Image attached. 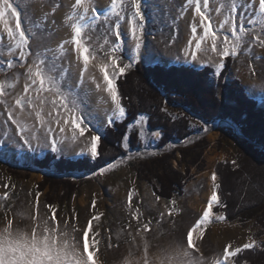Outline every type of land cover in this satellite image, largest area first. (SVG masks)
<instances>
[{
    "label": "rangeland",
    "instance_id": "1",
    "mask_svg": "<svg viewBox=\"0 0 264 264\" xmlns=\"http://www.w3.org/2000/svg\"><path fill=\"white\" fill-rule=\"evenodd\" d=\"M110 2L111 0H93V3L101 6L110 5ZM222 2L224 0H209V6L210 8L213 4L218 6ZM16 3L18 10L22 13V27H25L26 34L29 35L30 47L33 52H47L52 49L57 58L63 55V49L60 47L63 42L58 41L59 34L53 26L38 16L36 7L44 5L51 9L55 8L57 12L68 8L69 13L66 15L64 25L71 28L75 17L68 2L66 0H30L28 4H25V0H16ZM182 3L183 0H149L145 5L147 8L145 44L142 47V58L138 61L142 65L153 66L156 63L165 67L176 64L177 66L185 65L182 57L184 55L183 48L187 46V41L190 38L189 13L191 10L185 14L184 18L174 19L178 16V10ZM236 3L238 6L239 3L240 5L244 4L243 18L245 20L248 18L258 19L259 10L256 0H253L255 16L252 11L247 10L248 5L245 0H236ZM210 16L213 20V27L216 28L217 15L213 12L210 13ZM86 33L85 41L89 36L92 37L90 51L94 56V59L90 58L89 63L96 65V68L85 77L87 85L97 83L98 79L102 78L99 67L102 63L110 62L111 42L114 38L105 33L103 29H95L90 33L86 31ZM217 34L221 38L224 35L220 31ZM255 34L254 32L253 35ZM247 39H251V37ZM128 43H126L124 52L120 54L119 63L121 66L129 63L132 55ZM7 44V41H0V56L10 58L11 54ZM218 46L222 47V44L218 43ZM64 48H68V46L65 45ZM209 57L213 61L219 59L216 54L209 52L201 58L204 61L203 67L196 62L186 63V66L193 65L191 67L202 69L209 66L207 64ZM258 57H264V48L259 45H253L250 49L245 48L238 56L233 57L231 67L223 78V89L228 88L227 85L237 79L238 86L243 87L249 97L258 100L259 107H263L264 91L257 89L258 93L256 92V94L249 91L250 83L256 82V80L257 83L260 82L264 85V59ZM34 58L30 57L29 62ZM0 62L3 60L0 59ZM136 63L132 62L131 66ZM13 75L16 76V80L12 79ZM211 79L217 83L218 79L213 78L212 73ZM0 80L5 81L6 86L13 84V95H19L26 82L25 69L19 64L13 69H0ZM71 83L79 84L75 78ZM79 99L83 102L82 107L86 105L84 115H88L89 112L93 113L90 98L86 92H83L81 86ZM220 101L225 102L222 95ZM165 108L174 117L189 115L188 111L182 107L165 105ZM0 113H2L0 121H3L6 119V110L0 108ZM97 113L101 120L94 119V124H99L103 119H106L98 111L93 115L95 116ZM18 115L21 122L31 126L33 123L31 117ZM188 118L192 131L185 139L170 141L160 147L158 146L160 137L155 138V131H146L143 137L144 146L110 161L115 162L116 166L104 173L99 171L100 168L83 172H60L55 163L61 157L72 160L87 157L75 154L80 151L78 147H70L62 154L56 153L57 157L53 158L47 168H41L36 163L34 165V160L42 159L52 151L47 147H37L36 141H32L34 150L22 146V140L15 126L10 122L3 124L0 126V194L6 190L4 185L7 183L10 186V198L5 202L0 199V226H3L8 219H12L14 224L20 228L28 225L30 215H34L36 212V193L39 192L41 194L39 215L47 218L50 211L46 205L56 206L57 219L68 221L69 227L66 231H69L77 240H81L82 232L72 233V227L82 230L92 216L103 214L98 220L92 221V230L89 233V242L92 245L89 250L94 252V259L98 264H115L120 258L131 257V253L127 250L135 239L142 240L144 245L145 241L147 242L151 252H154L152 261H155V258L160 256L158 254H160L161 248L164 250L173 242L184 240L187 231L202 217V212L207 206L214 188L211 180L213 172L217 174V183H220L219 167L226 175L232 173L234 178H250L251 175V179H260L253 174L247 175V166L254 161L252 150L247 145L246 148L242 145L243 137L232 123L223 120L208 122L195 116ZM89 128L101 136L105 129V127H100L97 131L91 125ZM68 134L70 135V130ZM85 135L88 133L86 132ZM80 147H84V145L81 144ZM165 155H169L171 158L166 162L155 161ZM90 160L93 161V159ZM233 160L237 162L238 167L232 164ZM145 164L148 165L146 168H144ZM227 166L229 167L227 168ZM141 167L144 170L139 173L138 169ZM149 167H156L157 172L166 173L173 181H180L182 193L180 195L173 194L170 199L158 196L153 189V184H158L154 177L155 171L153 169L148 171ZM173 171L177 174H174ZM13 185L14 188L11 187ZM130 191H134L131 202L132 211L138 209L141 214L139 224L129 211L128 195ZM262 194L264 195V191L259 196ZM173 200L176 202L175 205L172 204ZM93 201H95V207H93ZM248 201L250 206L254 199L251 198ZM218 206L220 205L214 206L213 218L204 226L203 237L200 238L199 232L193 233L194 243L199 248V253H195L194 249L193 252L198 257L202 255V264H213L214 260L222 258L223 249L228 244L232 245L231 251L254 240L256 243L253 248L263 250L264 202L257 205L258 207L254 208L255 211H252L251 208L248 210L247 207L244 211L238 212L236 218L230 221L226 218L223 221L215 219L219 215L225 216L223 211L216 209ZM169 209L172 210L171 215L168 214ZM162 213L163 218H161ZM73 216H75V220L70 219ZM143 223H149L150 231H142ZM138 227L141 228L140 232L137 231ZM219 229L226 230V233H222ZM233 230L235 234L228 236ZM97 233L98 235H96ZM135 259L141 260L139 263L143 264L142 259L137 256ZM230 259L233 264H237L234 257ZM254 260L257 264H264V259L261 256ZM256 263L246 259L239 262V264Z\"/></svg>",
    "mask_w": 264,
    "mask_h": 264
},
{
    "label": "snow or ice",
    "instance_id": "2",
    "mask_svg": "<svg viewBox=\"0 0 264 264\" xmlns=\"http://www.w3.org/2000/svg\"><path fill=\"white\" fill-rule=\"evenodd\" d=\"M30 0H25L28 4ZM149 0H111L110 5H97L93 0H69V7L74 14L75 22L71 24V39L64 40L60 47L63 55L57 58L54 50L34 53L30 47V38L26 34L25 27H22V13L18 10L16 0H0V25L3 32L0 34V41H7L10 58L0 56V69H13L19 64L25 69L26 82L23 91L19 95H13V84L6 86L5 81L0 80V108L6 110V119L0 121V126L11 123L15 126L22 140V146L33 149L32 141L37 142V147H47L52 152L62 154L70 147H78L80 151L76 155L87 156L89 159L100 160L103 152L98 151L101 135L92 132L89 125L99 131L100 127H111L123 122L127 118V109L123 103L117 80L131 67L132 62H138L142 58V47L145 44L146 12ZM249 11L255 13L253 0H245ZM258 3V19L243 18L245 6H238L236 0H224L217 6L213 4L210 8L209 0H183L178 16L174 19L184 18L189 13L190 38L187 46L183 48L185 63L196 62L202 67V57L209 52L216 54L219 59L213 61L210 57L207 64L212 70L213 78L222 75L226 66L225 58L236 57L245 48L250 49L253 45L264 48V0H256ZM217 15V27H213V20L210 13ZM47 14H45L46 16ZM55 15V8L52 9ZM102 18V19H101ZM222 18V19H220ZM99 21V23H97ZM47 22V21H45ZM89 24H95L97 30L103 29L105 33L114 39L111 42L110 62L102 63L99 71L102 73V82L95 83L94 90L97 93H106V100L110 102L109 114L101 123L94 124L93 120H101L97 113L92 112L84 115V108L80 97V86L85 81V73L96 68L95 64L90 66V58L94 59L90 51L92 37L87 42L85 29ZM218 31L223 32L222 38ZM256 33L253 35V33ZM126 37L128 40L126 41ZM251 37V39H247ZM130 41V43H128ZM126 43L132 53L129 63L121 66L119 63L121 53L124 52ZM222 44V47L218 46ZM68 45V48H64ZM50 53V54H49ZM198 53L200 54L198 56ZM30 57H35L29 62ZM43 57V58H41ZM264 59V57H258ZM82 61V63H81ZM78 80L79 84L71 83L72 79ZM13 80L16 76L13 75ZM257 89L264 91V85H250L249 91ZM167 112V108L163 109ZM2 114V113H0ZM31 117L33 123L29 127L21 122L19 115ZM146 114H139L134 118L127 129L134 125L140 126L139 137L145 135L143 126L148 122ZM84 125L83 127L81 125ZM70 130V135L68 134ZM88 135H85V133ZM159 130L155 131V138L161 137ZM130 136L122 137V147L130 150ZM81 144L84 147H80ZM34 150V149H33ZM232 164L237 166L235 160ZM115 162H104L99 171L104 173L115 167ZM214 188L207 202V208L202 217L187 231L184 240L173 242L158 257V264H202L203 257L196 256L199 248L196 247L193 233L199 232L200 238L204 234V226L213 218L214 206L222 203L217 183L218 177L215 172L211 175ZM14 188V185L11 186ZM6 189L0 194V199L7 201L10 198V186L5 184ZM36 193V212L30 215V223L24 228L16 226L12 219L6 220L0 226V264H98L94 259V252L89 250L92 245L89 242V233L92 230V221L98 220L103 214L92 216L82 230L72 227V233L81 231L82 238L77 240L66 229L69 227L67 220H58L56 206L46 205L50 211L47 218L39 215V197ZM134 191L128 195V206L131 216L140 221L139 210L132 211V199ZM159 199V197H157ZM175 200L172 204L175 205ZM95 207V201H93ZM171 209L168 214L171 215ZM163 218V213L161 214ZM226 217L216 216L215 219L223 221ZM70 219L75 220V216ZM138 232L141 228L138 227ZM142 231H150L149 223L142 224ZM98 235V233L96 234ZM94 239V238H93ZM98 243V241H96ZM255 241L247 242L242 247L234 250L231 244L223 249L222 258L213 261V264H233L230 259L236 257L244 249H251ZM195 250V253L193 252ZM143 264H157L148 258V245L145 241Z\"/></svg>",
    "mask_w": 264,
    "mask_h": 264
},
{
    "label": "trees",
    "instance_id": "3",
    "mask_svg": "<svg viewBox=\"0 0 264 264\" xmlns=\"http://www.w3.org/2000/svg\"><path fill=\"white\" fill-rule=\"evenodd\" d=\"M95 29V24H91L85 29V32L90 33ZM232 60L233 57L225 58L226 66L222 75L217 78V83L211 79L212 70L209 66L196 69L186 65L177 66V64L165 67L160 63L144 66L141 62H137L117 80L123 103L127 109V118L115 126L105 127L98 145V151L103 152V157L93 161L87 157L76 160L61 157L55 163L56 167L60 172H83L99 169L104 166L105 161L110 162L125 154L122 137L126 134L130 136V150H127V154L141 149L145 142L143 138L139 137L140 126L136 124L133 128L127 129L126 133L127 125L131 124L139 114H146L149 117L148 122L143 126L144 133L156 130L163 133L158 143L160 147L170 141L185 139L189 136L192 131L188 118L190 116L208 122L228 121L242 135V145L245 148L247 145L252 150L254 161L253 163L248 161L251 165L247 166V175L253 174L260 179H251V175L250 178H234L232 173V175L229 173L226 175L219 167V184L221 185L219 193L222 203L216 209L223 211L228 221L235 219L236 214L244 211L247 207L248 210L251 208L252 211H255L254 208L264 202V195L259 196L264 191V106L259 107V101L249 97L245 89L238 86L237 79L232 80L231 84L227 85L228 88L223 89V78L228 73ZM221 95L225 102L220 101ZM165 105L185 108L189 115L174 117L168 111H163ZM55 157H57L56 153H48L42 159L34 160V165L36 163L41 168H47ZM170 158L171 156L165 155L155 161L166 162ZM147 166L145 164L144 168ZM169 167L171 168V166ZM144 168L138 169L139 173ZM152 169L155 171L154 177L158 181V184H153V189L158 196L170 199L173 194L180 195L182 193L180 181L169 179L166 173L157 172L156 167H149L148 171H152ZM173 173L177 174L175 171ZM251 198L254 201H251L249 206L248 200ZM260 256L264 259V247L263 250L244 249L234 258L237 264L244 259L256 263L254 259Z\"/></svg>",
    "mask_w": 264,
    "mask_h": 264
},
{
    "label": "bare ground",
    "instance_id": "4",
    "mask_svg": "<svg viewBox=\"0 0 264 264\" xmlns=\"http://www.w3.org/2000/svg\"><path fill=\"white\" fill-rule=\"evenodd\" d=\"M66 1L69 4V0H66ZM71 2L74 3V0H71ZM68 11H69V9L67 8V9L59 11V12L55 11V15H52V9L51 8L45 7L44 5H37V7H36V12H37L38 16H40L42 18V20L47 21L51 26H53L55 28L56 32L59 34L58 41H62V42L64 40L71 39V35H72V29L67 28L64 25L65 20L67 18L66 15L69 13ZM45 14H47V15L45 16ZM2 32H3V26L0 25V34H2ZM66 46H68V45H66ZM57 48H58V46H57ZM81 63H82V61H81ZM91 65H92V63H90V66ZM91 72H92V69L90 67V71L85 73V77L87 75H89ZM98 82H102V79L99 78ZM250 85H263V84H261L260 82L257 83V80H256V82H252V83H250ZM81 87H82L83 92H86L90 98V103L92 104L91 108H92L93 113L98 111L102 117H106V115L109 114L107 112V110L110 108V102L105 99L107 94L106 93H104V94L97 93L94 90L95 83H90L87 85L85 84ZM256 92L258 93L257 90L254 93L256 94ZM206 208H207V206L204 208V210ZM204 210H203V212H204ZM219 231H221L222 233L223 232L226 233V230L222 231L219 229ZM233 231H231L228 234V236L231 234L234 235L235 231L234 232ZM143 249H144L143 241L135 239L134 242L128 247V250H127L129 253H131V255H130L131 257L120 258L119 261L115 264H140L141 260L139 261V260H136L135 258L137 256L139 259H142V262H143V258H144ZM162 250H163V248H161V250L159 251L160 254H158V255H161L163 253ZM153 255H154V252H151V248L148 246V258L150 261L154 260V259H152ZM155 261L158 264V257L155 258Z\"/></svg>",
    "mask_w": 264,
    "mask_h": 264
},
{
    "label": "crops",
    "instance_id": "5",
    "mask_svg": "<svg viewBox=\"0 0 264 264\" xmlns=\"http://www.w3.org/2000/svg\"><path fill=\"white\" fill-rule=\"evenodd\" d=\"M185 65H186V63H185ZM191 66H193V65H191Z\"/></svg>",
    "mask_w": 264,
    "mask_h": 264
}]
</instances>
